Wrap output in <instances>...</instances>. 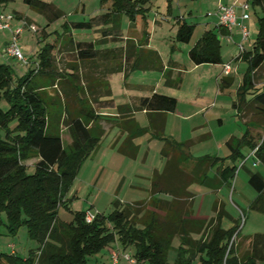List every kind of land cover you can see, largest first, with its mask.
Masks as SVG:
<instances>
[{"label": "trees", "instance_id": "trees-1", "mask_svg": "<svg viewBox=\"0 0 264 264\" xmlns=\"http://www.w3.org/2000/svg\"><path fill=\"white\" fill-rule=\"evenodd\" d=\"M8 1L0 0V4ZM101 1L109 3L106 11L86 21L71 22V25L86 29L99 26L104 38L85 41L74 40L72 35L66 37L65 44L71 47L70 53L74 59L100 63L103 69L100 71L102 77L96 80L97 86L90 87L88 102L84 97L79 98L85 105L79 107L77 115L65 114L61 119L60 116L56 119L57 123L64 124L70 134L71 142L67 146L63 144L60 128L51 127L48 109L42 99L43 84L37 82L44 79L52 84L54 78H60L53 57L57 40L43 47L37 53V63L15 80L13 68L0 63V214H5L4 219L0 215V222L10 234L25 225L29 237L39 244L37 251H32L26 258L15 253L0 252V264H87L88 256L101 252L114 242L123 248L133 247L134 264H192L196 255H199L196 264H264V232L240 237L249 240V248L239 254L232 245L225 258L234 234L239 238L238 219L231 227L224 228L221 220L227 213L223 205L209 219L192 218L193 194L187 189L192 183L215 188L231 182L237 166H224V163L226 160L232 163L237 159L244 160L241 148L245 145L254 151V156L264 165V135L252 137L249 129L241 138L227 142L230 154L226 157L205 155L193 159L185 155L186 162H182L177 154L180 153L183 159L184 145L164 135L165 118L152 117L147 128L153 137L164 141L161 154L166 160L162 171H156L152 177L151 193H167L172 198L153 199L151 209L141 202L122 204L115 201L114 209L107 216L96 213L89 223L84 219L85 211L73 212L69 221L59 218V207H67L65 194L84 161L96 150L104 133L101 127L93 125L101 116L100 110L116 107L128 122L133 121L132 115L136 110L164 114L175 111L177 107L176 97L158 92L140 97L135 105L115 104L108 75L123 71L127 74L136 69H162L163 64L156 50L145 47L149 36L147 30L143 29L142 40L124 38L121 32V16L127 15L131 23L138 15L145 17L148 8L144 5L148 0ZM23 2L46 16L48 21L62 15V11L50 1ZM250 6L254 10L258 7L261 15L258 16V31L252 49L243 54L247 69L237 89L239 100L234 106L241 114L250 112L256 119V126L264 129V85L256 90L254 84L256 71L264 65V0H250ZM178 25L175 40L189 42L194 25L185 20ZM108 36L112 41L123 40V45L96 47V43L106 42ZM188 56L197 65L220 63L221 46L217 34L213 30L202 33L189 49ZM70 69L64 72L67 75L61 80L64 83L73 81V89L83 94L84 89L76 82L77 66L73 65ZM166 74V84H174L169 79V73ZM231 82L232 78L223 77L220 84L228 86ZM71 93L65 90L67 97ZM247 94L253 96L247 100ZM2 102L6 106H2ZM140 130L143 129L137 127V131ZM31 150L36 151L39 160L35 163V171L28 173L24 161ZM119 150L135 156V152L130 154L123 148ZM216 163L217 176L210 177L208 170ZM184 164H188L187 167L183 168ZM210 180L215 184L210 185ZM248 183L256 191L248 209L264 213V175L259 171H249ZM194 233L200 237L194 239ZM175 237L180 239V245L176 248L174 262L169 263L167 254Z\"/></svg>", "mask_w": 264, "mask_h": 264}, {"label": "rangeland", "instance_id": "rangeland-1", "mask_svg": "<svg viewBox=\"0 0 264 264\" xmlns=\"http://www.w3.org/2000/svg\"><path fill=\"white\" fill-rule=\"evenodd\" d=\"M47 1L52 2L62 11V15L59 18L48 21L46 16L36 9L28 6L23 2V0H9L5 4H0V14H3L6 17V22L9 25V28L0 29V63L9 64L13 68V78L15 80L16 78L22 76L29 67H33L35 63H37V53L43 47H45L48 43H52L57 40L53 57L55 60L54 65L57 71L56 73L61 74L59 76L60 78L59 80L54 78V82H52V84L49 83L48 80L44 79H39L37 82H42L43 84L41 89L43 92L42 99L48 109L51 127L56 126L57 128L58 126L60 128V132L66 143L67 140H71L70 134L62 122L57 123V117L60 116L61 119L65 114H70L71 116L77 115L79 107L85 105V103L82 102L83 100H80L79 98L84 97V99H86V103L88 102L90 99V87L94 88L97 86L96 80H99L102 77L100 71L103 70L100 63L84 62L74 59L72 56L73 54L70 53L71 47L65 44L70 35H72L74 40L85 41H97L104 38L101 30H99V26L93 27L92 29H86L73 27L71 22L86 21L90 17L104 12L108 9L109 3H102L101 0ZM213 2H215V0H148L146 5H144L148 8L145 10V17L138 15L135 21L131 23L127 15L123 14L121 16L120 26L122 33L126 36L129 31L140 33L139 31H143V29L147 30L149 34L151 33L154 36L153 46L158 48L156 50H158L160 54L166 58V60L168 59L166 55L170 49V45L173 42L178 43V45H181V50L177 51L176 60L184 66L190 63L188 55L184 50V45L187 43L177 42L174 38L179 25L177 24L174 29H171V26L167 23H175L177 15L182 16L180 21L185 20L188 24L195 26L194 29H196L192 35V41H195L197 40L200 32L199 25L203 23L204 19L207 17L206 13L210 11V14H214L213 9L215 4H213ZM171 9L173 11L172 14L170 13ZM256 10L258 14L256 13ZM249 13L250 18L244 21L251 32V36L244 42V46L247 50L252 48L256 39L258 30L257 20L258 16L261 15V11L258 7H256L255 10L253 7H250ZM164 17L166 18L165 20L162 19ZM160 23L162 24L161 26L159 25ZM154 24H157L155 31L153 30L154 28H152V25L154 26ZM29 25H34L37 31H31ZM16 28H21L18 45L23 55L26 59H28L27 64L17 60L6 52V46L11 39L12 30ZM6 37L8 38L7 40ZM106 40V42L96 43V47L111 48L123 45L124 43L123 40L112 41L109 36L106 37ZM4 42L7 43L3 45ZM73 65L77 66L76 75L78 76V80L76 82L79 87L84 89L83 94H79L75 89H73V81L64 83V81L61 80L65 78V75H67L64 72L71 71L72 69H70V67ZM232 67V74L235 76V82L230 86V89L232 91V95L235 96L238 79L241 72L245 70L246 64L241 63L238 74L234 68V64H232ZM158 75L159 72L158 74H149V72L144 73L142 70H133L127 74L123 71L108 75V82L112 92L111 97L116 105L125 102L129 99V96L142 91L144 87L143 85L149 84L152 80L155 81ZM177 75L178 74L174 77ZM184 75H186L185 82L182 84V77ZM180 79V89L175 88L174 85L168 86L163 82L160 86V91L157 92L174 96L180 101H184V94L194 89V76L189 71H184L180 74ZM254 81L256 85L255 89H260L261 86L258 85L264 83V65H261L256 71ZM164 87H166V89H163ZM65 90H70L72 92L71 95L67 97L65 95ZM164 91H167L168 93ZM226 99H229V95L226 96ZM1 105L6 106L5 102H2ZM228 109L229 111H221L224 120L222 124H219L217 119H215V123H213L212 126L214 135L212 134V140L205 144L210 145L212 149H214V153L218 152L222 155L228 151L227 147L224 149L223 146L222 150H224V152H222L218 149L213 140L231 132L232 130H245V125L241 120L242 118L235 115V110L231 106H229ZM213 113H215V110H213ZM208 118L209 117L207 116L206 120ZM261 134L264 135V131L258 132V135ZM105 142H107V140L104 138L103 144H105ZM154 143L156 144H152L153 146L150 145L151 151L147 159L144 158L145 151L143 154L141 152V155H139L137 159L127 156L128 158L124 163L115 156L105 155L101 158L97 155L95 158H92V154L84 161L70 187L67 194L68 206L73 210H80L83 206L86 207V210L93 213H96L97 210L99 213L107 216L114 209V202L119 201V196L122 198L124 196L123 191L122 193H119L118 197L113 192L119 183L124 186L128 185V183L132 180L142 182V178H136L134 170H136V172H141L143 167H148L150 164H153V162H158L157 159L153 157H155L154 153L159 154V142L155 141ZM202 146L203 145H196L194 147L196 150L192 149L193 154H202ZM212 149H210L209 152ZM242 151L245 155L249 152L247 148H242ZM37 158L38 156L35 151L31 150L28 158L24 161L28 163V173H33L35 171V162ZM255 159V157H250L247 160L245 167H240L242 162L241 159L237 161V173L232 180L229 193L228 189H226V208L230 214L236 217L239 221V228L237 229V232H239V238H236L233 244L239 254L249 248V240L242 239L240 237L253 235L257 232H264V213L248 209L249 203L256 195L255 190L248 183L249 171H259L262 175H264V165L261 163H258L255 167L252 165V162L256 161ZM102 167L104 168L101 170ZM142 171L146 172V170ZM142 173L143 172H141V174ZM123 176L125 177L123 178ZM91 204H93V206H91ZM65 208V206H62L59 210L61 218H67L69 215ZM0 215L2 219L5 218L4 213H1ZM228 221H231L230 218L224 217L223 224L227 225ZM38 245L37 241L29 237L28 230L25 225L20 226L16 233L10 234L3 222H0V252L10 254L13 247L15 248L14 250L17 255L22 258H26L32 251H37ZM133 251L134 250L130 249L128 252L133 254ZM109 258L110 253H108L106 249H103L97 254L88 256L87 264H106Z\"/></svg>", "mask_w": 264, "mask_h": 264}, {"label": "crops", "instance_id": "crops-1", "mask_svg": "<svg viewBox=\"0 0 264 264\" xmlns=\"http://www.w3.org/2000/svg\"><path fill=\"white\" fill-rule=\"evenodd\" d=\"M243 2H248L249 9H250L251 7L250 0H215V2H213V4H215V7L213 9L214 14H209L210 11H208L206 13L207 17L204 19V22L199 25L200 32L197 37V40L202 35V33H204L207 30H213L217 34V38L219 39L220 46H221V62L220 63H215V64L203 63V64L197 65V64H194L188 56L190 63L182 66V64L176 60V54H177V51L181 50V45H178V43H174V42L169 47L170 49L166 55L168 59L166 60V58L162 54H160L158 50H156L158 48L156 46H153L154 36L151 33L149 34L148 41L145 47L148 49H154L159 53L162 64H163V68L162 69H155V68L136 69V70H142L144 73L149 72V74H158L159 72V75L155 79V81L152 80V82H150L149 84L143 85L144 87L142 91L134 93L133 95L129 96L128 100L120 104H117V105H128V106L135 105L137 104L140 97L150 96L153 92L160 91L161 84L163 82L164 84H166V80L168 77L166 73H169V79L171 80L172 83H174L172 85H174L175 88L180 89V83H181L180 74L183 73L184 71L186 72L189 71L194 76V83H195L194 89L184 94L185 95L183 97L184 101L183 100L180 101L179 99H177V107L175 111L166 112L164 114H161L159 112L151 114L147 112L146 110H136L133 112V115H132L133 121L126 122V120L121 117L116 107H113L111 109L108 108V109L100 110L99 113L101 116L97 121L93 122V125H97L101 127L104 133L101 137V139L102 138L103 139L102 140L100 139L97 145V148L93 153L92 158L93 157L95 158L97 155L101 158L102 156L110 155V156L117 157L120 161L124 163L126 162V159L128 158L127 156H130V157L132 156L128 154H124V152L119 150L120 148H123L124 151L127 153L132 154L133 152H135V156H133L135 159H137L138 156L141 155V152L143 154V152L145 151L144 158L147 159L151 151L150 145L153 146L152 144H156L154 143L155 141L159 142L158 143L159 154L154 153L155 157H153V158H156L158 162H153V164H150L148 167H143L142 170H146V172L139 169L141 170V172H143L142 174L141 172H136V170H134V174L136 178L138 179L142 178L143 181L136 182L132 180L128 183V185H124V186L121 185V183H119L117 188L114 189L113 192L115 195H117V197L119 193H122L123 191V195H124L123 198L119 196V201L122 204L141 202L143 204H146L148 209H151L152 207L150 205V202L153 199L160 198L164 200H170L172 198V196L167 193H156V194L151 193L152 177L156 171L157 172L162 171V169L164 168L166 159L161 154V149L164 146V141L153 137L151 130L147 128L149 125L150 118L152 117L158 118V119L165 118L164 135L167 136L169 139H172L184 145V147L182 148L183 153H184V156L182 155L183 159L181 158L180 153L177 154V157L180 160H182V162L184 161L186 162L187 158H185V155H190V157H192L193 159H196L198 157L205 156V155H213V156H218L221 158L226 157L230 154V148L228 147V144H227V142L230 139L241 138L243 133L248 129L252 137L253 136L257 137V134L259 131L260 132L264 131V129L256 126L255 124L256 119H254L251 116L250 112L248 114L247 113L241 114L240 110L234 106V103L237 102V100H239V97L237 95V89L242 81L243 74L245 70L247 69V61L243 59V54L252 49L251 48L250 50H247L244 46V42L251 36V32L249 31L247 25L244 23L245 20H248L250 18L249 9L247 11V14L249 15L248 18L242 19L241 9L239 7L237 8L236 10L237 20L231 32H228L227 29H225L223 26L220 25L219 18L217 15V8L219 4L240 5ZM170 13L171 14L173 13L172 9ZM181 17L182 16L177 15V18L175 19V23L169 22L167 24L171 26L170 27L171 29H174L177 26V24H179ZM162 19L165 20L166 18L164 17ZM159 25L161 26L162 24L160 23ZM154 26L152 25V28H154L153 30L155 31L157 24L156 25L154 24ZM241 26H245L246 29L248 30V37L245 39L242 38ZM121 32H122V29H121ZM139 32L140 33L129 31L126 36H124L122 33V36L124 38H133L135 40H142L143 31L141 30ZM7 39L8 38L6 37V40ZM197 40L192 41V37H191L190 41L187 42L186 45H184L185 46L184 50L186 51L187 55H188L189 49L195 44ZM6 43L4 42L3 45H5ZM240 43L243 46L242 51H240L239 49ZM241 63H245L246 68L240 74V77L238 79V86L236 89V93H235V96H233L232 91L230 89V86L235 82V76H233L232 74L233 72L232 64H234V68L236 69V72L238 74ZM225 64L230 65V70L228 73L224 72ZM176 74L178 75L174 77ZM165 75H166V78H165ZM185 76L186 75L182 77L183 79L182 84H184L185 82ZM223 77L232 78L231 84L228 86H221L220 84L221 78ZM132 85L136 87L134 84ZM262 85H264V83L258 86L262 87ZM163 89H166V87H164ZM164 92L168 93L167 91H164ZM227 94L229 95L228 100L226 99V96H228ZM252 96L253 95L247 94L246 99L249 100ZM229 106H231L235 110V115L242 118L241 120L243 121L245 125V130L243 131L242 130H235V131L232 130L231 132L226 133L222 136H219L217 139L213 140V142H215V144L217 145L220 151L224 152V150H222V147L224 146V149L227 147L228 151L222 155L218 152L214 153V149H212L210 145H205V144L212 140V136L214 135L212 126H213V123H215L214 122L215 119H217V122L219 124H222L224 120H223V114L221 113V111H224V110L229 111L228 109ZM213 110H215V113H213ZM207 116L209 118L206 120ZM245 117H248V118H245ZM137 127L142 128L143 130L137 131ZM262 127H264V125H262ZM144 128H147V129H144ZM104 138L107 140L105 144H103ZM62 140L65 146L68 145L71 141V140H67L65 143L63 136H62ZM196 145H203L202 150H201L202 154H193L192 149H195L194 147ZM242 148H247L249 150L247 155H245V153L242 151ZM242 148H241V152L245 156V159L241 160L242 162L240 164V167H245L247 160L250 157H255V156H254L253 150L249 146L245 145ZM210 149L212 150L209 152ZM169 153L172 154V151H169ZM38 160H39V157L37 158L36 162ZM238 160L239 159L235 160L233 163L230 162V160H226L224 163V166L226 165L236 166ZM255 160L256 161L252 162V165L254 167L257 166V164L259 163L257 158ZM25 164L27 165L28 163L25 162ZM187 165L184 164L183 168L187 167ZM190 166L191 164H189V167ZM217 167H218V163L214 164L213 166L209 168L208 174L210 177L214 176L215 178L217 176V172H216ZM103 168L104 167H102L101 170ZM124 177L125 176H123V178ZM217 181L218 180L216 178L215 182ZM215 182H213L212 180L209 181L210 185L215 184ZM229 183L222 184L221 186H215V188H211L207 185H203L199 183L190 184L187 189L193 194V196L191 197V200H192L191 217L195 219H209L215 216L216 212H218L219 206L223 205V208L227 214L222 217L221 224L224 228L231 227L235 223L237 218L231 215L230 212L226 208L227 206L226 189H228V193H229L232 181ZM68 192L65 194V197H64V200H66V204H67V207L65 209L69 213L68 217L67 218L60 217L59 210L62 206H60L58 210L59 218L64 221L71 220L73 217V212L75 211H85V212L89 211V210H86V207H83V206L81 207L80 210H73L72 208H70L68 206V201H67ZM215 204H216V210H214ZM91 206H93V204H91ZM96 213H99V212L96 210ZM224 217H229L232 222L228 221L227 225L223 224ZM192 236L194 239H197L200 237V235L196 233L192 234ZM179 245H180V239L178 237H175L172 240V244H171L172 247L169 249L168 254H167V260L169 263L174 262L177 256L176 248ZM113 248L118 249L120 252H128L130 249L133 250V247L123 248L117 242L109 244L104 249H106L108 253H110L111 249ZM14 249L15 248L12 247L11 253L16 254V251ZM198 258H199V255H196V257H194L193 259L192 264H196L198 261ZM106 264H111L110 258L108 259V262H106ZM120 264H128V263L125 260L121 259Z\"/></svg>", "mask_w": 264, "mask_h": 264}, {"label": "built area", "instance_id": "built-area-1", "mask_svg": "<svg viewBox=\"0 0 264 264\" xmlns=\"http://www.w3.org/2000/svg\"><path fill=\"white\" fill-rule=\"evenodd\" d=\"M241 9V18L246 19L248 18L247 11L249 9V3L248 2H243L240 5L232 4V5H225V4H219L217 8V15L219 18V23L221 26H223L225 29H227L229 32H231L233 26L236 24L237 20V14L236 10L237 8ZM210 14V13H209ZM9 28L8 23L6 22V17L3 14H0V29H5ZM29 28L31 31L36 32L37 29L34 25H29ZM21 33V28H16L12 30L11 33V39L9 40V43L6 46V52L16 58L19 61L24 62L25 64L28 63V59L23 55V53L20 50V47L18 45V38L19 34ZM241 34L242 38L245 39L248 37V30L246 29L245 26H241ZM239 49L240 51L243 50V46L240 43L239 44ZM230 70V65L225 64L224 65V72L228 73ZM254 152V151H253ZM96 213H93L91 211H86L84 215V219L86 222H91L95 218ZM236 234L232 237L229 246L226 251L225 258L227 256V253L230 249V247L234 244V240L236 239ZM110 259H111V264H120V260L123 259L125 260L128 264H134L135 263V258L134 256L129 253V252H120L118 249H111L110 251Z\"/></svg>", "mask_w": 264, "mask_h": 264}]
</instances>
